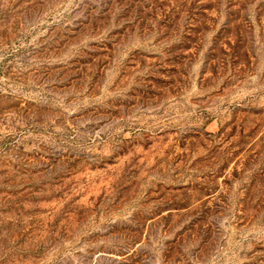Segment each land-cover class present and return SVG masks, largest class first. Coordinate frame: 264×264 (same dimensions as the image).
<instances>
[{
	"label": "rangeland",
	"instance_id": "rangeland-1",
	"mask_svg": "<svg viewBox=\"0 0 264 264\" xmlns=\"http://www.w3.org/2000/svg\"><path fill=\"white\" fill-rule=\"evenodd\" d=\"M0 264H264V0H0Z\"/></svg>",
	"mask_w": 264,
	"mask_h": 264
}]
</instances>
